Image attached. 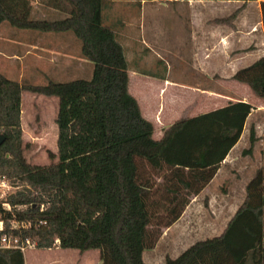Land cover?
<instances>
[{"label": "trees", "instance_id": "1", "mask_svg": "<svg viewBox=\"0 0 264 264\" xmlns=\"http://www.w3.org/2000/svg\"><path fill=\"white\" fill-rule=\"evenodd\" d=\"M65 1L71 4L68 14L49 19L30 17L29 0H10L14 10L0 0V24L72 32L80 56L92 65L89 78L44 84L0 73V177L21 186L0 198L2 230L29 238L39 249H96L99 264H146L143 252L188 201L178 189L196 192L205 185L238 141L252 105L230 102L180 118L154 139L153 124L128 90L123 48L102 23L103 0ZM261 15L264 30V1ZM233 78L264 99V55ZM22 92L57 98L55 162L36 165L23 155ZM260 138L262 163L222 233L196 240L174 257L164 255V264H264V126ZM256 140L251 123L245 151ZM11 220L26 226L11 228ZM0 264H24L23 251L0 249Z\"/></svg>", "mask_w": 264, "mask_h": 264}, {"label": "crops", "instance_id": "2", "mask_svg": "<svg viewBox=\"0 0 264 264\" xmlns=\"http://www.w3.org/2000/svg\"><path fill=\"white\" fill-rule=\"evenodd\" d=\"M29 1L33 5L39 4L38 0ZM47 1L49 6L55 2ZM262 1L103 0L102 3V23L115 32L123 48L128 64V90L137 100L142 115L153 124L154 139L160 138L163 129L180 118L196 116L230 102L243 101L252 105L238 141L205 185L196 192L178 189L180 196L188 201L175 222L185 214H200L202 208L205 215L203 239L222 233L242 203L245 186L253 171L259 167L255 159L250 160L256 142L260 141L259 135V141L254 142L251 151H245L246 148L240 154L233 151L246 132L248 135L249 125L253 123L248 122L252 114L255 115V133L261 126L259 119L263 114L264 99L255 96L248 85L234 79L233 75L264 55ZM7 33L5 29L4 34ZM9 37L1 36L0 73L18 82H32L37 76L67 81L75 79L70 77L72 73L91 65L80 56L79 43L68 32L31 30L16 36L9 34ZM25 58L26 63L23 62ZM45 70L51 71V75ZM26 95L28 92L21 93L22 129L27 110L23 101L29 97ZM53 101L55 105L57 100ZM261 147L262 144L257 147L258 154ZM231 163L234 165L228 166ZM250 172L252 175L247 177ZM241 176L249 178L243 184V191L242 186L237 189L234 185ZM156 181L160 182L161 178ZM199 199L201 203L197 202ZM175 222L165 227L162 237ZM150 249L154 250V247ZM25 250L24 264H99V251L94 249L87 250L93 251L90 254H84L87 251L78 254L69 248H48L42 254V261L30 256L29 263ZM164 254L169 255V250L166 249Z\"/></svg>", "mask_w": 264, "mask_h": 264}, {"label": "rangeland", "instance_id": "3", "mask_svg": "<svg viewBox=\"0 0 264 264\" xmlns=\"http://www.w3.org/2000/svg\"><path fill=\"white\" fill-rule=\"evenodd\" d=\"M10 1V0H9ZM9 1L6 0V3L10 6ZM39 4L32 6V12L30 17H46L49 19H58L68 14L69 8L68 6H71V4L67 3L65 0H55L54 4L52 6H49V3L47 0H38ZM48 6V7H47ZM13 10L14 8L11 7ZM17 11V10H16ZM17 15H21L20 12H16ZM33 14V15H32ZM0 40L1 36H4L5 38H10L9 34H13V36H16L18 34H26L27 32L31 31L29 29H19L16 27L10 26L8 23L3 22L0 24ZM5 29L8 30L7 34H4ZM67 33V32H64ZM71 34L72 38L74 40H77L79 43V50H80V41L75 37V35L72 32H68ZM2 44L0 42V46L2 47ZM19 50H24L23 47H19ZM6 51H9L8 49ZM16 61L17 60H13ZM23 62H27V58L23 59ZM91 67L92 65H88V68H84L82 70H79L77 72H70V77L72 78H89L91 75ZM49 72V70H45V73ZM25 73L27 71L25 70ZM51 71L48 73V75H51ZM12 77H14V74H12ZM22 82H28L32 83L35 82L36 84H44L48 80L47 78H44L42 76H37L32 78V82L27 80H21ZM130 91H132V88H130ZM27 99L25 98L23 101V105L27 110L24 112V115L26 118L23 119V129H22V136H23V155L24 157L32 164L36 165H46L49 164L51 161L55 162L57 160L56 158V125L54 124V116L56 113L57 108V99H50L48 97H44L42 95L37 94H30ZM29 109V110H28ZM263 114L261 118L259 119V122L261 123V126L258 127L256 131V138L258 140L259 135V142H256V147L253 149L252 156L253 158L250 159L251 161L253 159L256 160V166L261 165L262 159H261V153L258 154L257 147H260L262 144L261 141V134L263 130L264 124V110L262 111ZM255 115L252 114L250 116V119L248 122H253L254 124V117ZM248 135L246 132V135L242 137L239 144L237 145L235 151L233 153H241L243 152V149H248ZM253 148V147H252ZM252 150V149H251ZM51 153L53 156V160H51L48 156V154ZM250 154V153H249ZM251 158V155L250 157ZM242 160V159H240ZM260 161V162H259ZM238 162V161H237ZM234 163L228 164V166H232ZM255 169V168H254ZM226 171L229 170L228 167L225 168ZM254 172V171H253ZM253 172H250L247 177H250ZM229 176V175H227ZM241 176L240 179L235 180L237 189L239 186L241 187V190L243 191V184L245 181H247L249 178ZM5 180V179H4ZM7 182V181H6ZM226 181L224 180V183ZM246 183V182H245ZM9 187L7 189H1L0 188V198L5 196L7 193H11L14 190L20 189V185H11L9 184ZM237 190L234 192L236 194ZM243 195V192H241ZM232 195V194H231ZM237 196V195H236ZM235 196V197H236ZM235 201V200H232ZM200 202V199L197 201ZM204 211L202 208L200 209V214H185L181 219H179L175 224L171 227V229L168 230V233L162 237L164 227L160 228V232L158 233L156 244L154 245L153 249H146L145 252H143V260L146 264H164V253L165 250H169V256L174 257L178 253H180L185 247L190 245L192 242L203 239L204 236L203 232V224H204V218L205 215L203 214ZM161 237V238H160ZM201 237V238H200ZM160 238V239H158ZM174 240V241H173ZM30 247V248H29ZM96 250V249H94ZM74 252L79 254V251L76 249H73ZM47 251L45 249H39L34 247L33 245L28 246V249L25 250L24 255L28 263L30 262V256L31 259L35 260L38 259L39 261H42V254L46 253ZM93 251H87L84 254H90ZM82 254V253H80ZM62 264L64 262H61Z\"/></svg>", "mask_w": 264, "mask_h": 264}, {"label": "built area", "instance_id": "4", "mask_svg": "<svg viewBox=\"0 0 264 264\" xmlns=\"http://www.w3.org/2000/svg\"><path fill=\"white\" fill-rule=\"evenodd\" d=\"M9 187L6 180L0 177V188L7 189ZM8 207V205H6ZM11 228H18L19 226H26L25 224H20L16 220H11L10 222ZM10 233V232H9ZM8 232H4L2 230V225L0 223V249L7 248H18L24 251L28 246L32 245V242L29 238L22 239L20 236L16 234H9Z\"/></svg>", "mask_w": 264, "mask_h": 264}, {"label": "water", "instance_id": "5", "mask_svg": "<svg viewBox=\"0 0 264 264\" xmlns=\"http://www.w3.org/2000/svg\"><path fill=\"white\" fill-rule=\"evenodd\" d=\"M2 139H3V137H2V136H0V142L2 141Z\"/></svg>", "mask_w": 264, "mask_h": 264}]
</instances>
